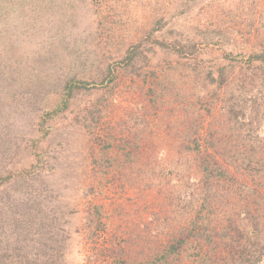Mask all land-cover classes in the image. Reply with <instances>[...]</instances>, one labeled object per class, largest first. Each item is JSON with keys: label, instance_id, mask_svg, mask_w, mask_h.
I'll list each match as a JSON object with an SVG mask.
<instances>
[{"label": "rangeland", "instance_id": "374dc122", "mask_svg": "<svg viewBox=\"0 0 264 264\" xmlns=\"http://www.w3.org/2000/svg\"><path fill=\"white\" fill-rule=\"evenodd\" d=\"M73 11L82 32L76 47L83 44L87 63L114 64L149 32L155 42L192 41L196 51L178 57L141 48L148 63L140 76L119 71L111 83L48 121L50 131L38 143L47 153V164H41L46 177L38 186L0 189V216L6 217L0 233L5 237V226L6 233L18 231L23 222L32 229L39 201L68 240L61 258L45 260L38 252L30 257L25 253L37 247L33 234L8 252L7 264H152L156 248L184 225L191 201L197 209L196 200L188 199L197 198L201 156L181 145L189 106L195 110L201 139L211 135L216 149H210L211 157L233 173L237 189L219 197L215 191L221 195L220 184L212 183V225L219 230L239 226L238 214L246 206L250 213L258 209L256 215L264 222V68L250 60L264 48V0H74ZM38 58L18 57L5 66L11 87L19 89L15 101L5 97L3 106L11 139L21 148L12 162L17 167L33 163L25 146L37 134L38 107L52 109L57 102L52 96L33 103L34 95L42 98L37 93L39 72L51 65L41 64L42 70ZM79 59L67 54L62 62L75 68ZM218 67L224 68L226 80L211 83L205 74ZM62 69V74L68 71ZM55 81L47 79L48 85ZM233 109L245 111L251 124L229 121ZM16 198L22 201L19 207ZM49 222L39 226L52 231ZM223 251L219 246L210 253L217 264H229Z\"/></svg>", "mask_w": 264, "mask_h": 264}, {"label": "trees", "instance_id": "16d2710c", "mask_svg": "<svg viewBox=\"0 0 264 264\" xmlns=\"http://www.w3.org/2000/svg\"><path fill=\"white\" fill-rule=\"evenodd\" d=\"M73 10L74 0H0V109L2 108L0 110V189L11 185L25 188V185L38 186L43 183L40 181H44L43 178L46 176L43 172L46 169L41 164H47V161L43 159V156L47 157V153L45 150H40L38 143L46 138L50 131L46 127L48 121L54 116L64 113L72 103L81 97L91 95L99 86L111 83L112 78L117 77L119 71L125 72L127 76H132L133 73L140 76L148 63L141 48L154 54L156 50H160L166 55L173 54L178 57L196 51V45L192 41L184 42L179 38V40L175 39L171 42L166 39L155 42L150 40L149 36L152 32H149L139 43L127 49L116 63L106 65L103 62L87 63L84 59L87 58L88 52L84 48L82 49L83 44L76 47V43L82 38V32L77 31L76 27L79 25V21L76 18L77 13H74ZM260 20L262 21L261 28L264 30V12L260 16ZM93 22L97 25L101 24V22ZM85 29L83 27V31ZM77 53L81 56L80 59ZM67 54L71 55L73 60L77 57L80 60V65L77 64L75 68H70L69 63L62 62L63 57ZM30 56L39 57L38 67L42 70L41 64L51 63L49 70L39 72L37 93H41L42 98L34 95L35 102H30L50 101L52 96L54 99L56 98L57 102L52 109L38 107L37 134L25 146V148L31 149L29 155L33 156V163L29 166L17 167L12 162L16 160L21 148L15 140L11 139L10 130L12 129L9 115L8 111H3V106L5 97L15 101L19 95L17 94L19 89L11 87L13 81L9 79L10 74L7 73L6 69L8 68L5 66L18 57L26 60ZM250 60L262 63L264 68V48L253 53ZM63 66L68 70L64 74H62ZM189 66L194 68L197 65L191 63ZM55 67L56 71L53 73L52 69ZM223 69V67H218L214 71H208L205 74L207 80H210L211 83L226 80ZM196 74L199 77V73ZM51 77H54L56 81L48 85L47 79ZM185 112V123L182 128L183 139H185L181 145L186 152L194 153L195 157L201 156V162L197 169L198 177L195 180L197 198L192 199L191 195V198L188 199V202L196 200L197 209L191 208V201L188 206L190 211L185 213L186 218L182 223L184 225L171 235L168 241H164L161 246L156 248L152 264H173L178 258L179 264H217V259L213 260L210 253L219 246L224 249L221 255L227 258L229 264H260L264 257V222L256 215V212H259L258 209L252 210L250 213L246 206V210H242L238 214L239 226L232 224V227L227 225L219 230L216 225L211 223L210 216L214 204L212 183H215L216 186L220 184L221 195L215 191V196L223 197V195L229 196L231 190L236 194L237 189L235 185L232 186L235 180H232L233 173L227 171L225 166L219 164L213 156L211 157L210 149L216 152V149L212 148L214 143L209 140L211 135L209 139H201L200 126L194 122L195 110L193 107L185 108ZM243 112L246 113L241 109H233L230 112L229 121L238 123L240 126L251 124L249 116H244ZM97 113H100V110ZM83 122L85 127H89V123ZM1 130H3L2 133ZM185 132H192V135L185 137L187 135ZM197 133L198 135L194 136ZM201 140L202 143L207 142V145L203 143V146ZM225 149L226 143L224 142L222 150ZM35 193L37 194V192ZM244 197L245 195H241V199ZM21 203L22 201L16 198L14 205L19 207L22 205ZM254 203L258 205L257 200H254ZM37 207V214L34 215L36 221H34L32 229L28 223L23 222L18 231L6 233L5 226V237L2 232L0 233V264H7L6 257L10 256L8 252L16 249L19 242H27L33 234L36 237L33 242L37 244V247L28 248L30 252L25 253L29 254V257L38 252L39 258L45 260L46 257L61 258L65 242L68 240L67 233L64 229L59 230L60 227L56 226L55 220L48 216L47 205L38 201ZM182 217L184 218V215ZM5 219V216H0V225ZM47 221H50L49 226L52 231L39 226L40 224L47 225ZM24 247L27 248V245H22V248ZM218 257L220 259L221 256ZM185 259H193V261L186 262Z\"/></svg>", "mask_w": 264, "mask_h": 264}]
</instances>
